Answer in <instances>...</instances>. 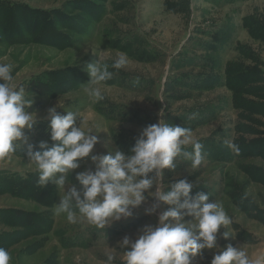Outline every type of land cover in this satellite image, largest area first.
Instances as JSON below:
<instances>
[{
  "label": "rangeland",
  "instance_id": "1",
  "mask_svg": "<svg viewBox=\"0 0 264 264\" xmlns=\"http://www.w3.org/2000/svg\"><path fill=\"white\" fill-rule=\"evenodd\" d=\"M119 54L128 64L110 68L105 99L93 102L83 91L86 64L100 56L110 65ZM0 63L13 65L16 83L33 98L37 124L26 135L34 150L55 143L52 106L80 113L99 137L96 155L129 152L141 130L161 119L190 128L203 145L202 164L178 160L165 170L162 190L186 179L192 196L208 194L233 218L218 249L192 264H211L229 243L264 264V0H0ZM26 153L22 144L0 160V247L11 264H105L108 254L123 264V238L157 225L170 207L153 197L104 230L70 223L56 211L69 185L39 186ZM88 167L90 158L72 183ZM153 203L160 207L147 215Z\"/></svg>",
  "mask_w": 264,
  "mask_h": 264
},
{
  "label": "clouds",
  "instance_id": "2",
  "mask_svg": "<svg viewBox=\"0 0 264 264\" xmlns=\"http://www.w3.org/2000/svg\"><path fill=\"white\" fill-rule=\"evenodd\" d=\"M98 57L86 64L90 80L83 86L93 102L105 99L101 86L113 77L110 68L120 70L129 62L125 54H119L110 65ZM33 103L25 86L16 83L13 65L0 63V160L26 144L28 160L38 170L39 186L51 182L64 190L66 183L69 185L56 205L57 213L66 214L68 222L86 220L104 230L114 221L132 218L135 209L154 197L170 207L159 215L157 225H144L135 239L123 238L120 242L123 264H192L197 257L205 258V250L218 249L221 228L227 229L233 223L224 205L210 202L204 192L192 196L195 185L183 178L171 183L167 191L161 186L165 170L174 171L178 160L190 161L193 169L201 166L203 145L194 139L190 128L161 119L141 130L129 152L96 155L93 152L99 137L80 113L68 110L61 114L52 106L47 110V119L50 139L55 143L49 146L42 141L39 150H34L36 146L28 143L26 135V130H33L37 124L31 111ZM225 143L239 153L237 145ZM86 158H90L94 169L88 167L77 172L78 183H72L74 170ZM159 207V203H153L145 213L154 215ZM223 237L227 239L229 232L225 231ZM115 260L116 256L108 254L105 264H114ZM11 261V253L0 247V264ZM211 264L253 262L242 246L229 243L225 250L214 252Z\"/></svg>",
  "mask_w": 264,
  "mask_h": 264
}]
</instances>
